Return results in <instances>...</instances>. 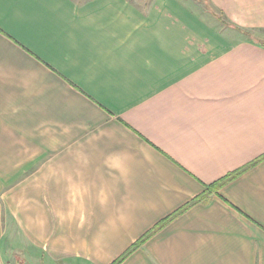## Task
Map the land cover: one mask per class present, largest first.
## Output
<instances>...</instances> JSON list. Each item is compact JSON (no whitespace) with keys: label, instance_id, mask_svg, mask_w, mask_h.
<instances>
[{"label":"crops","instance_id":"1","mask_svg":"<svg viewBox=\"0 0 264 264\" xmlns=\"http://www.w3.org/2000/svg\"><path fill=\"white\" fill-rule=\"evenodd\" d=\"M186 1L0 4V264H264V45Z\"/></svg>","mask_w":264,"mask_h":264},{"label":"rangeland","instance_id":"2","mask_svg":"<svg viewBox=\"0 0 264 264\" xmlns=\"http://www.w3.org/2000/svg\"><path fill=\"white\" fill-rule=\"evenodd\" d=\"M186 1V0H183ZM191 0L186 3L191 6L199 16V19L203 20L211 30L221 32L223 34H233L235 36H241L243 39H251L255 42H264V28L256 29L250 27L243 21L248 15L250 19H254V10L244 12L238 3H233L230 7L220 8L215 6L211 0ZM252 9V8H251ZM249 12H252L249 14ZM5 247L4 251H7L9 264H37L35 258L30 257V253H22L23 251L18 248H8V244L3 242ZM26 255V258L24 256ZM27 258H30L26 261Z\"/></svg>","mask_w":264,"mask_h":264},{"label":"trees","instance_id":"3","mask_svg":"<svg viewBox=\"0 0 264 264\" xmlns=\"http://www.w3.org/2000/svg\"><path fill=\"white\" fill-rule=\"evenodd\" d=\"M254 41V40H253ZM260 44H262V45H264V42L263 41H258ZM262 158H264V156L262 157ZM261 158V159H262ZM261 159H258L257 161H260ZM256 161V162H257ZM255 163V162H254ZM253 163V164H254ZM252 164V165H253ZM250 166V165H249ZM244 170V169H243ZM240 173V171L239 172H237V173H234L233 175H230L229 176V179H233V178H235L238 174ZM218 185H219V183H218ZM218 185H213L214 187H216V186H218ZM148 237V236H147ZM147 237H145V238H147ZM144 239H142L141 240V242L143 241ZM138 245V244H137ZM137 245H134L131 249H129V251L127 252V253H125V255H123L118 261H116L115 263H113V264H119L131 251H132V249H134Z\"/></svg>","mask_w":264,"mask_h":264},{"label":"snow or ice","instance_id":"4","mask_svg":"<svg viewBox=\"0 0 264 264\" xmlns=\"http://www.w3.org/2000/svg\"><path fill=\"white\" fill-rule=\"evenodd\" d=\"M3 3V0H0V4H2Z\"/></svg>","mask_w":264,"mask_h":264}]
</instances>
